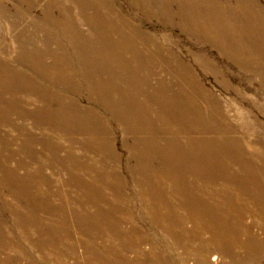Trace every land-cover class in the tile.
<instances>
[{"label":"bare ground","instance_id":"1","mask_svg":"<svg viewBox=\"0 0 264 264\" xmlns=\"http://www.w3.org/2000/svg\"><path fill=\"white\" fill-rule=\"evenodd\" d=\"M134 2L146 16L152 13L144 7L151 3H164L156 11L158 17L179 19L183 25L198 29L204 22L214 35L204 42L215 46L243 73L258 76L264 86V7L252 8L254 0H223L225 8L219 0ZM173 4L177 5L178 14H173ZM234 4L238 11L231 7ZM224 12L228 19H224ZM214 18L220 24L217 21L214 23ZM237 19L243 20L244 26L241 27ZM211 24H215V27H211ZM55 26L58 31L67 29L60 23ZM106 26L104 24V28ZM97 29L99 27L91 31ZM110 40L107 47L109 51L114 50L110 51V54H114L110 61L112 66L103 67L95 56L90 59L81 58L76 53L70 56L67 44L63 46L59 43L58 51L52 54L55 60L53 65L42 63L41 67L34 66L31 70L35 80L46 85L45 88L34 87L41 104L35 124L39 127L44 123L48 129L54 123L55 131L66 138L67 146L55 143L50 153L55 161L68 164L66 184L74 187L79 194L73 200L79 205V214L72 210L68 201L56 210L47 207L46 199L57 194L41 195L36 186L39 179L46 180L40 174L43 170L41 166L30 171L25 163H19L17 168L26 170L22 176L17 169L11 171L7 165L1 166L0 174H5L7 183H3L2 187L0 185V194L6 190L15 200L24 197L29 200V210L37 206L53 215L57 214L63 221L67 220V215L77 217L80 231L88 241L95 239L103 230H113L110 233H115L124 243L128 234L119 231V224H115L112 215L117 213L121 216L129 211L125 192L128 181L121 178L117 164L120 159L110 138L113 127L109 121L112 120L122 127L124 133L131 135V141L124 144L138 165L128 166L126 172L141 188L135 194L142 205L141 218H151L152 224L168 232V236L177 244L192 237L201 238L197 235L199 232L208 233L217 254L212 257L215 264H264V124L257 120L253 123L243 120L241 137L230 136L236 127L217 108L213 96L196 87L195 78L186 70L182 71L186 64L180 56H161L163 47L137 33L130 39ZM43 53L34 52L31 58L44 60ZM198 62L208 66L202 59ZM160 70L171 75V80L180 82L182 86L187 85L193 92L189 89V95L181 86H170L169 81L158 76ZM15 76V72L9 68L6 74L0 73V79L7 81L15 80ZM20 80L25 87L34 81L26 75ZM83 97L91 102L90 106H81ZM245 130L254 133L252 138L243 134ZM257 133L262 134L256 136ZM195 135L201 137L194 138ZM80 136H87L86 142L78 143ZM182 138L184 140L181 141ZM31 139L40 142V139ZM45 144H48L47 141ZM76 145L84 149L92 148L99 154L98 159L92 160V163L82 162L73 153ZM245 148L254 151L248 152ZM63 149L67 150L66 156L59 158L58 150ZM155 149L162 154L161 168L153 166L154 160L160 158ZM148 150L152 153H148ZM36 155L30 153V159L40 164L38 156L41 154ZM76 170L84 173L87 180L74 176ZM168 186H171L169 191ZM208 196L217 201L208 204L204 201V197ZM39 197L44 199L41 204L34 200ZM171 197L178 200V206L171 202ZM242 200L249 201L252 207ZM81 201L92 205L93 213L84 210ZM16 203V207L6 205L5 209L14 213L24 210L18 201ZM101 205L107 206L108 210L102 209ZM175 210H184L195 221L197 231L176 232L174 228H181L183 219L175 218ZM164 211L165 216L162 215ZM128 213L131 214L130 211ZM250 213L261 221L260 232L255 231L252 224L244 222ZM162 218L166 222L160 223ZM105 226L108 229H102ZM91 231H95L93 237L90 236ZM185 247L187 252L200 256L194 264H210L205 257L209 253L208 247L196 251L189 250L186 244ZM93 250L88 264H139L129 261L113 249L109 256H104L100 249ZM167 251V256L163 255L164 251L151 254L145 264H175L178 258L168 246ZM181 263L185 264L183 260Z\"/></svg>","mask_w":264,"mask_h":264},{"label":"rangeland","instance_id":"2","mask_svg":"<svg viewBox=\"0 0 264 264\" xmlns=\"http://www.w3.org/2000/svg\"><path fill=\"white\" fill-rule=\"evenodd\" d=\"M254 1L252 8L264 7V0ZM219 2L223 8L226 7L223 0H219ZM163 5L164 3L147 5L144 8H147L152 14L146 16L136 6L134 0H0V65L2 66L0 73L1 75L6 74L9 68L16 75V79L13 81L0 79V167L7 165L11 171L17 169L21 176L26 173V170L18 169L19 163H25L30 171H35L40 166L43 167L40 174L46 180L39 179V183L36 180L37 188L43 196L50 193L51 195L57 194L46 199L47 207L56 210L62 205L65 206V201H68L74 212L78 213L79 211V205L73 201L79 194L74 187L66 184L68 164L65 161H55L50 153V149L55 143L67 146L66 138L55 131L54 123L49 125L48 129L44 123L39 127L36 125L39 118L37 111L41 104L38 101V95L34 92V87L45 88L46 85L37 82L31 70L34 66L41 67L42 63L48 66L53 65L55 60L52 54L58 51L59 43L63 46H66L64 43L67 44L70 56H73L74 53L85 59L95 56L101 61L100 64L106 67L112 66L110 61L114 58V54H110V51L114 52V50L109 51L107 47V43L111 42L110 39L113 41L126 40L132 38L135 33L144 38H151L156 45L159 44L160 47H163L161 56L167 54L180 56L186 64L182 71L186 70L187 74L195 78L196 87L202 88L213 96L218 106L216 107L222 110L229 123L236 127V133L233 132L230 136L241 137L242 129L240 128L243 120L251 123L257 120L264 124V86L259 77L243 73L235 62L228 59L215 46L205 43V40L212 39L214 35L204 22L198 29L183 25L179 19L158 17L156 11ZM231 7L237 9L236 4ZM172 12L178 14L176 4L172 5ZM222 15L224 19H228L226 12ZM216 21L220 24V21L214 18L213 22L216 23ZM237 21L241 27L244 26L243 20L237 19ZM55 22L64 25L67 29L56 30ZM104 24L107 25L106 28H104ZM214 25L211 24V27ZM98 27L99 29L91 31ZM38 51H44L49 55L43 53L42 55L45 57L44 60H41L42 62L34 57L32 59V53H38ZM200 59L208 66L200 65L201 63L198 62ZM44 64L43 68L46 69ZM24 75L34 80L30 81L26 87L20 80ZM158 76L169 81L170 86H181L186 94H191L188 91L191 88L171 80L173 77L165 74L164 71L160 70ZM8 93H11V96ZM197 101L199 100L197 99ZM90 103L85 97L80 100L82 107H88ZM109 122L113 127L110 138L113 139L115 152L120 159L117 164L121 178L128 181L125 189L126 203L128 202L126 208L131 214L128 213L129 211L125 213V203H123L122 209L125 214L120 216L115 213L112 215L115 224H119V231L128 234L124 243L115 233H110L113 230H103L95 239L88 241L84 233L80 231L81 227L78 225L77 217L67 215L65 216L67 220L63 221L61 217H57V214L53 215L50 211L42 210L37 206H35L36 209L29 210L28 199L21 197L15 200L13 195L4 190L0 194V264H88L89 255L94 251L93 248L100 249L104 256H109L110 250L113 249L129 261L145 264L148 263L147 257L158 253V251H164L163 255L167 256V246L178 258L174 261L175 264H182L181 260L185 264H194L196 258H200V256L187 252L185 244L189 250L194 251L208 247L209 253L205 257L210 264H215L212 257L217 254L210 243L208 233L199 232L197 235H200L201 238L192 237L184 240V243L177 244L171 240L168 232L155 227L151 218H141L142 205L135 196L137 192L141 191V188L134 184L126 172L128 166L138 165L137 161L131 158L132 154L124 144L125 141H131V135L124 133L122 127L112 120ZM243 134L251 135V138L254 135L246 130ZM261 134L257 133L256 136ZM193 137L200 138L201 136ZM31 138L40 139V142H34ZM86 140L87 136H80L78 143L86 142ZM46 141L48 144L44 145ZM159 151V149L154 151L156 154L158 153V157L162 155ZM66 152V149L58 150L57 156L64 158ZM30 153L37 154L36 156L41 154L38 156L41 165L31 161ZM73 153L82 162L92 163V160L99 157V154L92 148L84 149L80 145L74 147ZM148 153H152V151L148 150ZM161 158L154 160V167L161 168V164H163V158ZM74 172V176L77 178L87 180L81 171ZM4 176L5 174H0L1 187L3 183H7ZM170 188L171 186H168L167 190L169 191ZM219 188L220 186L217 187V189ZM34 200L38 201V204H41L42 200L44 201L40 197ZM17 201L24 210L14 213L13 210L5 209L6 205L16 207ZM204 201L209 204L217 200L208 196L204 197ZM171 202L178 206V200L174 197H171ZM242 202L252 207L249 201L242 200ZM81 207L90 213L94 211L92 205L85 201L82 202ZM101 207L108 210L107 206L101 205ZM251 210L253 209L251 208ZM65 212L63 211V213ZM61 213L59 212V214ZM175 213L179 216L175 218L183 219L182 227L174 228L176 232L180 233L184 230L194 233L197 231L195 221L187 216L184 210H175ZM162 215H166L165 211ZM163 222H166L165 218H162L160 223ZM244 222L252 224L255 231H259L261 221L253 213L248 214ZM102 229L108 228L105 226ZM94 233L95 231H91L90 236L93 237ZM205 257L202 256V258Z\"/></svg>","mask_w":264,"mask_h":264},{"label":"crops","instance_id":"3","mask_svg":"<svg viewBox=\"0 0 264 264\" xmlns=\"http://www.w3.org/2000/svg\"><path fill=\"white\" fill-rule=\"evenodd\" d=\"M24 15V14H23ZM2 66L0 65V68H1Z\"/></svg>","mask_w":264,"mask_h":264}]
</instances>
